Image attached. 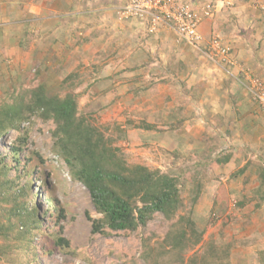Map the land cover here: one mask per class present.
Returning <instances> with one entry per match:
<instances>
[{"label":"rangeland","instance_id":"obj_1","mask_svg":"<svg viewBox=\"0 0 264 264\" xmlns=\"http://www.w3.org/2000/svg\"><path fill=\"white\" fill-rule=\"evenodd\" d=\"M239 4H247L248 8H253L255 13L250 16L252 21L264 26V2L262 0H237V2H228L225 4L227 6L225 8H241ZM213 8L209 5L203 16L207 17L208 15L205 13H209V10L212 12ZM241 13L242 11L240 12V17L237 18L240 20H234L238 35L245 36L254 46V35L250 34L249 28H243L246 24H241L245 19V17L241 16ZM118 15L119 19L125 20L119 13ZM254 16L255 18H253ZM129 20L132 21L131 19ZM259 26L256 25V27ZM39 44L37 41V43L32 46L29 45L24 50V46L27 45L23 43L21 50L27 52L30 48L32 54V51L37 52L40 50ZM202 45L200 43L196 47ZM226 46L230 47L227 43ZM258 48L262 49L261 46H258ZM231 52L230 54H232ZM260 52L264 53V46ZM233 61L235 62V60ZM18 63L21 64L20 62ZM94 63L98 65L99 61H94ZM19 64L11 63L15 78H12L10 82L7 81L9 84L1 86L0 106L11 104L15 101L14 99L19 98V102H23L25 106L33 107L32 100L36 95L48 99L53 96L64 97L68 93L74 94L76 96L78 115L84 117L89 126L99 128L107 137L114 140L113 147H120L128 164H141L152 169H159L172 176L180 174L185 176V181L182 183L181 188L182 207L178 210L176 216L172 218V221L176 220L177 215H188L191 213L190 215L197 229L204 231L202 242L195 248L196 254L201 253L202 248L205 247L208 241L214 242L221 237V233L223 234L224 244L228 243L231 245L229 253L231 263L236 258L233 254L236 249L251 247L249 244L256 243L257 240H263L261 241L262 243L258 244L259 246L264 245V238L256 236V232L251 229L252 225L247 222V216L246 218L244 216L246 212H243V208L249 203L253 204V212L261 205V202L258 201L259 198H254L253 192L259 187L255 169L258 166L264 167V110L254 103L251 98L248 101H242L243 99L239 98V102H237L239 110H235L237 125L233 123L234 127L231 125L230 130L228 129L223 133L221 136L222 141L216 135L213 136V133H216L215 131L209 130L214 129L213 120L207 121V125H205L199 112H190L188 110L186 115L189 117H184V114L179 115L183 118V124L180 127L177 124L176 129L188 130L187 132L192 129V137L190 138L200 135L202 140H190L191 142L185 143L183 152L177 149L170 152L167 150V144L163 138V135L168 133V129L162 126L159 119L156 118V121H154L148 118L151 116L150 114L148 115V112H152V110H148L147 107L158 100V95L153 98L150 97L148 104L145 102L141 104V101L136 104L135 102L138 99L142 100V95H140L141 91L138 93V86H131V84L135 85V83L139 82L138 84L147 85L152 81L153 89H156L159 81L164 80L165 82L166 80L176 79L172 75L161 74L159 77H152V80L149 79L150 75L145 77L142 74L136 77L134 75L132 77L124 76L105 80L103 77H107L106 75L112 72L104 73L103 76H95L92 74L94 73L92 71L93 66L87 61L73 69L66 67L68 62H63L62 68L56 69L57 62H48L45 65L46 63L43 64L38 59L28 62L27 68H24V63L22 68ZM243 64V62L237 60L234 66L239 68V71L242 69L245 71L247 67ZM226 67L228 68L227 65ZM230 73L232 74V72ZM238 73L239 91H243L250 97L248 90L240 80L246 81L240 76L241 73ZM71 75L77 78L75 79L76 81L68 79V83L63 85V81ZM199 76L197 72L195 78L197 85L200 83ZM260 78L264 81V77L260 75ZM186 80L189 82L188 78ZM190 80L194 82L193 78ZM232 81L236 82L233 78ZM180 83L181 81L177 80L166 83L169 86H164L166 89L165 93L170 95H167L163 101L165 108L174 106H177L176 109L178 107L182 108L184 103H186L183 95L178 97L180 91H184L185 88ZM171 89L175 92L172 93ZM212 91L202 95L200 103H204L205 107L210 108L213 114V109L218 99H215V94H212ZM228 94L230 95L229 92ZM172 101L174 104L170 105L169 103H172ZM169 110L172 111L173 109ZM38 114V112H35L29 116V119L23 120L19 126L22 133L28 129L29 137L24 146L25 152L21 154L23 161H21L19 167L9 164L10 171L7 179L11 184L15 183L16 186H21L26 181V172H31L33 173L32 176L37 177L36 180L32 178L33 180L30 182L31 192L24 200L29 204V207L36 206V216L41 221V229L45 228V230L49 229L50 232H53L58 226L63 228V236L70 242L75 254L69 255L68 252L57 248V251L46 253V247L43 248L42 242V240L47 242L46 236L43 239L36 235L37 237L35 236L31 240V248H36V253L32 255L34 260L30 253L31 248L29 250H27L28 248H22L25 242L20 241L18 246L12 247V258L5 257V259L0 260V264H150L142 258L144 240L149 239L150 244L162 242L172 221L166 220L161 214H158L145 227L138 228L134 232L93 234L91 231L92 220L101 218V215L95 212L87 189L72 178L71 166L54 150V140L51 135L54 129L52 121H43ZM127 120L133 121V123H138L141 120L150 121L158 127V130L143 131L132 129L131 127L126 128ZM186 121H190L191 126H186ZM229 123H226L227 127ZM161 128L164 130L161 131ZM121 131H124V135L121 134ZM15 134L11 133L9 136L8 140L10 142L16 139L17 134ZM195 146L196 148H194ZM1 150L2 147L0 145ZM199 151H202V153H199ZM221 155H231L229 162H233L231 164L234 165V171L229 175L224 176L223 173L219 172L220 166L225 164L217 166L214 163L216 158ZM26 158L28 159L25 160ZM244 167L246 169L243 173L245 174V179H242L243 174L239 172ZM223 176L228 178V180L238 177V181L241 179L244 187L250 186L252 188V185H254L252 188L254 191L252 189L249 190L250 194H243L235 202L229 201V198L227 204L219 201L215 202V198L221 197L218 194V190L223 183ZM246 176H250L249 180H246ZM200 181L202 183L200 187L202 192L195 202ZM212 181H218L220 185H218L213 199H205L203 198V194H206L205 188L208 185L210 186L213 183ZM55 201H58L59 208L64 210L65 215L64 219L58 220L57 227H54L55 215L49 214V211L52 212V206L55 207ZM10 202L6 203L7 208L12 207ZM244 202L247 203L239 206ZM222 208L225 209L220 210ZM237 212L238 214H236ZM2 240L0 238V244L5 243ZM45 241L44 244H48ZM153 252L154 254L156 253L155 248ZM172 254V260H177L179 253L173 252ZM190 255L191 252H188L186 258ZM249 262L251 263V261Z\"/></svg>","mask_w":264,"mask_h":264},{"label":"crops","instance_id":"obj_2","mask_svg":"<svg viewBox=\"0 0 264 264\" xmlns=\"http://www.w3.org/2000/svg\"><path fill=\"white\" fill-rule=\"evenodd\" d=\"M126 1L0 0V89L1 86L9 84L7 81L10 82L12 78H15L11 63L17 65L20 62L21 68L24 63V68H27L28 62L35 59L43 64L46 63L45 65L48 62H57L56 69H61L63 62H68L66 67L73 69L87 61L93 66L92 71L95 74H92L95 76H103L104 73L112 72L106 75L107 77H103L105 80L134 75L136 77L140 74L145 77L150 75L149 79L152 80V77H159L161 74L172 75L176 79L159 81L156 89H153L152 81L147 85L138 84L139 82L135 85L131 84V86H138V93L141 91L142 100L138 99L136 104L140 101L141 104L144 102L148 104L149 99L158 95V100L147 107L152 112H147L151 115L149 119L154 121L156 118L159 119L162 126L168 129V133L163 135L167 150L173 152L177 149L183 152L185 143L202 140L200 135L190 138L192 129L189 132L176 129L177 124L179 127L183 124V118L179 115L184 114V117H189L186 115L187 110L199 112L205 125L207 121L213 120L214 129L209 130L215 131L213 136L216 135L221 139L223 133L230 130L233 123L237 125L235 110H239L237 104L239 98H242V101H248L250 97L243 91H239L238 72L243 78L241 72L243 69L239 71V68L229 64L227 68L226 65L222 66V64L209 60L204 53V50L206 51L205 42L210 41L214 36L224 44H229L232 48V52L230 48L232 60L243 62V65L247 67L245 69H249L252 73L255 72L254 74L259 77L260 75L264 77V53L260 52L264 46V26L252 21L250 16L255 13L254 9L248 8L247 4H239L241 8H225L227 7L225 4L237 2V0H178L188 2L194 13L203 17L199 28L204 43L200 47H194L178 41L175 33L163 24H159L156 31L150 34V22L147 19H131L132 21L119 19L118 11ZM209 5L214 7L212 12L209 10L211 16L204 17L203 14ZM241 11V16L245 17L241 24H246L243 28H249L250 34L254 35V46L245 36L238 35L234 20H240L237 18L240 17ZM256 25L260 26L256 27ZM37 41L38 44L40 42L39 51H32L31 54L30 48L27 52L21 50L23 43L27 45L24 46L25 50ZM94 61H99V64L97 65ZM197 72L200 75L199 85L195 79ZM192 78L194 82L190 80ZM232 78L236 82L232 81ZM177 80H180V85L185 87L178 97L183 95L186 103L182 108L176 109L177 106L165 108L163 101L169 93H165L164 86H169L166 83ZM211 91L215 94V99H218L213 109L214 115L210 108L200 103L201 96ZM171 92L175 91L171 89ZM228 92L230 95H227ZM197 100L199 101L196 102ZM169 104L172 105L174 102ZM226 123H229L228 127ZM185 125L191 126L190 121H186ZM231 163L233 162L220 166L219 172L224 176L232 173L234 165ZM237 178L228 180L224 177L223 179L227 196L231 202L238 201L243 194H250L249 190L254 187V185L252 188L244 187L242 180L238 181ZM241 178L245 179V174ZM249 178L250 176H246V180ZM212 182L205 188L206 194H203L205 199H213L220 185L218 181ZM208 204L210 205L209 201ZM253 209L252 203L247 204L243 208V212H246L244 216L245 218L247 216V222L252 225L251 229L256 232V236L264 238V202H261L256 211L253 212ZM261 241L263 240L249 244L251 247L248 248L236 249L235 253L233 252L236 257L233 259V264H264V245H258L262 243Z\"/></svg>","mask_w":264,"mask_h":264},{"label":"trees","instance_id":"obj_3","mask_svg":"<svg viewBox=\"0 0 264 264\" xmlns=\"http://www.w3.org/2000/svg\"><path fill=\"white\" fill-rule=\"evenodd\" d=\"M68 79L76 81L77 78L71 75L62 84L68 83ZM75 99L76 96L70 93L64 97L53 96L48 99L36 95L32 100L33 107L25 106L19 102V98L11 104L0 106V238L5 241L0 244V260L12 258V247L18 246L20 241L25 242L22 248L29 250L31 240L36 235L43 239L46 236L47 242L42 240L46 253L54 252L57 248L69 255L75 254L70 242L63 236V228L57 224L58 220L65 218L58 201L54 202L52 212L49 211L56 218L54 227H58L50 232L49 229H41L36 206L29 207L24 200L31 192L32 178L36 180L37 177L26 172V181L21 186L11 184L7 179L9 164L19 167L23 161L21 154L25 152L24 146L29 137L28 129L22 133L19 126L35 112L39 113L43 121H52L54 150L71 166L72 178L87 189L95 212L101 215V218L92 220L93 234L134 232L145 227L158 214L172 221L182 207L181 188L185 176H172L141 164H128L120 147H113L114 140L99 128L89 126L86 119L78 115ZM125 125L126 128L143 131L158 130L157 126L143 120L138 123L127 120ZM11 133H16L17 137L10 142L8 139ZM121 134L124 135V131ZM230 159L231 155H221L214 163L220 166ZM245 170L244 167L238 172L243 174ZM255 173L259 187L253 190L254 198L264 202V167H256ZM201 185L200 181L195 202L202 192ZM226 193L222 183L218 190L221 197L215 198V202L227 204ZM8 201H11V208L6 207ZM190 214L177 215L176 220L169 224L162 242L150 244V240L145 239L142 258L150 264H233L229 259L231 245L224 244L222 233L216 241H208L201 253L196 254L195 248L202 242L204 231L197 229ZM44 241L48 244H44ZM35 249L31 248V256L36 253ZM173 252L179 253L175 261L172 260ZM188 252L191 255L186 258Z\"/></svg>","mask_w":264,"mask_h":264},{"label":"built area","instance_id":"obj_4","mask_svg":"<svg viewBox=\"0 0 264 264\" xmlns=\"http://www.w3.org/2000/svg\"><path fill=\"white\" fill-rule=\"evenodd\" d=\"M119 14L124 19H147L150 22L149 32L156 31L159 24L171 29L178 41L191 46H198L204 43L203 36L200 34L199 26L201 16L194 13L191 5L186 1L178 0H127ZM211 16V13H205ZM206 56L218 64L235 65L236 62L230 58V47L226 46L221 40L214 37L205 44ZM246 88L252 99L264 109V83L250 73L244 71Z\"/></svg>","mask_w":264,"mask_h":264},{"label":"clouds","instance_id":"obj_5","mask_svg":"<svg viewBox=\"0 0 264 264\" xmlns=\"http://www.w3.org/2000/svg\"><path fill=\"white\" fill-rule=\"evenodd\" d=\"M208 17V16H207ZM212 38H214V37H212ZM211 40V39H210ZM226 45V44H225ZM206 51L204 50V53H205ZM230 58H232L233 59V57H232V54L230 55ZM209 59V58H208ZM210 60V59H209ZM229 64V63H228ZM228 64H222V65H228ZM230 65V64H229ZM232 66H234V65H232ZM244 70V69H243ZM241 71L242 73L244 72V71ZM250 71L249 69H246L245 71ZM250 73H252L251 71H250ZM253 75H255L254 73H252ZM255 76H257V75H255ZM257 77H259V76H257ZM260 78V77H259ZM243 79L245 80V78H244V74H243ZM261 79V78H260ZM262 80V79H261ZM241 82H242V84H244V86L246 87V83L243 81V80H240ZM263 81V80H262ZM263 83H264V81H263ZM247 89V88H246ZM249 92V91H248ZM249 95H250V93H249ZM250 98L252 99V97H251V95H250ZM253 100V99H252ZM253 102L254 103H256L254 100H253ZM257 104V103H256ZM258 105V104H257ZM259 106V105H258ZM260 107V106H259ZM261 108V107H260ZM262 109V108H261ZM264 110V109H263Z\"/></svg>","mask_w":264,"mask_h":264}]
</instances>
